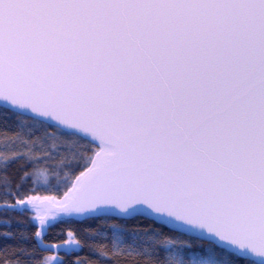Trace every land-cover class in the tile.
Returning <instances> with one entry per match:
<instances>
[{"label":"snow or ice","instance_id":"1","mask_svg":"<svg viewBox=\"0 0 264 264\" xmlns=\"http://www.w3.org/2000/svg\"><path fill=\"white\" fill-rule=\"evenodd\" d=\"M9 115L0 213L35 210L34 247L48 253L36 264L85 246L72 229L44 239L65 218L139 217L175 231L136 225L153 241L138 250L112 224V248L74 264H264V0H0ZM13 255L4 264L31 252Z\"/></svg>","mask_w":264,"mask_h":264},{"label":"trees","instance_id":"2","mask_svg":"<svg viewBox=\"0 0 264 264\" xmlns=\"http://www.w3.org/2000/svg\"><path fill=\"white\" fill-rule=\"evenodd\" d=\"M15 119L9 115L6 119L3 116H0V131L7 130L13 132L15 128ZM8 176L12 179V188H15L16 183L19 182V177L22 175V172L18 170L17 165H12L8 170ZM76 175H79V172H76ZM42 176L49 179H52L51 175L45 173L43 175L37 174L34 176L37 184ZM75 177H71L74 179ZM31 181H29V184ZM47 183V182H46ZM43 185V184H40ZM27 189L28 184L24 185ZM70 187V184H69ZM66 189H62L57 196V198L63 195V192ZM41 195H57L55 191L52 192H41L38 193ZM0 199H3V189L0 188ZM11 203H15V199H11ZM33 216L34 213L29 211L28 213L20 214L16 211H8L0 213V219H8L11 221L9 225H0V232L7 230L13 233V238H3L0 237V250L7 248V252L0 251V264H4L5 260H14L18 258L13 255V251L19 247H25L31 252L30 257H26L28 264H36L37 261L41 259H46L48 253L42 252L39 249L35 248V238L34 233L37 231L36 225H31L28 223L29 217ZM59 220V219H58ZM112 224L121 225L120 235V247L127 248L128 246H136L138 250H141L142 247L151 248L153 246V241L147 240L145 235L141 232L136 234L134 238L133 228L136 225H139L141 228H149V235L152 234V231L156 232H173L168 228L153 223L152 221L145 219L143 217L120 220V219H104V218H91L82 221L75 220H65L64 222L55 223L53 227L49 228L47 235L44 239L47 242H57L63 243L66 236L59 235V233L64 232L66 234L67 230L72 229L75 231L76 235L81 241L84 242L85 246L82 250L78 251L75 254L69 253L64 257L65 264H74L78 257L86 258V261L90 259L95 261L99 259L98 256L94 254V250L98 251L101 247L106 246L108 249H111L113 246V234L117 229L112 228ZM21 233H26L29 239H21ZM108 264H111L109 261ZM120 264H132L131 259H120Z\"/></svg>","mask_w":264,"mask_h":264},{"label":"water","instance_id":"3","mask_svg":"<svg viewBox=\"0 0 264 264\" xmlns=\"http://www.w3.org/2000/svg\"><path fill=\"white\" fill-rule=\"evenodd\" d=\"M62 196H63V195H62ZM62 196L59 197V198H62ZM30 211L33 212V213L35 214V210H34V209H31V208H30ZM60 215H62V214H59L58 217H57V219L60 218ZM116 219H118V218H116ZM65 220H69V219L65 218ZM75 221H82V220H75ZM48 223H52V221H49ZM155 223L161 225L159 222H155ZM162 226H164V225H162ZM38 227H39V224H38V222H37V224H36V228L38 229ZM164 227L168 228V229L171 230V231H175V230L170 229L168 226H164ZM46 253H47V252H46ZM56 253H57V250H56V249H54V248L51 249V254H56Z\"/></svg>","mask_w":264,"mask_h":264},{"label":"rangeland","instance_id":"4","mask_svg":"<svg viewBox=\"0 0 264 264\" xmlns=\"http://www.w3.org/2000/svg\"><path fill=\"white\" fill-rule=\"evenodd\" d=\"M39 184H46L47 178L45 176H42L39 180H37Z\"/></svg>","mask_w":264,"mask_h":264}]
</instances>
